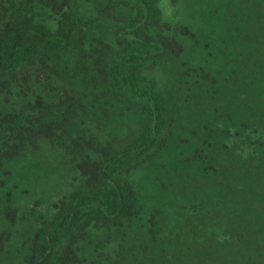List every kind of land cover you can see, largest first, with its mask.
Instances as JSON below:
<instances>
[{
  "label": "trees",
  "instance_id": "1",
  "mask_svg": "<svg viewBox=\"0 0 264 264\" xmlns=\"http://www.w3.org/2000/svg\"><path fill=\"white\" fill-rule=\"evenodd\" d=\"M162 3L0 0V264L264 263V46Z\"/></svg>",
  "mask_w": 264,
  "mask_h": 264
},
{
  "label": "rangeland",
  "instance_id": "2",
  "mask_svg": "<svg viewBox=\"0 0 264 264\" xmlns=\"http://www.w3.org/2000/svg\"><path fill=\"white\" fill-rule=\"evenodd\" d=\"M198 1L199 0H191L194 8H195V4L198 3ZM240 1H241L240 11L242 14L247 16L245 24H247V22H248L249 24H247L246 26H248L249 27L248 29H250L249 37L247 36V34H244L243 36L241 35L242 41L245 40V41H248L250 43L255 41L256 44H261L264 46V0H239V2ZM162 4H163V8H164L165 12L169 13L171 10V0H163ZM179 5H181L180 2H179ZM241 28H242V26H241ZM252 32H254L255 35L251 34ZM258 190L264 191L263 189H260V188ZM262 223L264 224L263 221H262ZM224 226H226L225 223L220 224V226H218L217 228H212V226L209 225L206 227V229H204L201 232V230L203 228L201 227L200 224L195 223V222L190 223L187 227V233H188L189 237L187 236L186 238L183 239L184 244L187 245L190 242L191 238L192 239L195 238V240H194V242L196 243V246L194 247L195 250H199V248L202 247L201 245L203 243L207 244V247L209 249H210L212 244H217L218 247H220V245H222V244L226 245L228 237L233 235L234 233H233V231H231L230 233H223ZM240 230H241V228H240ZM253 232H254V234L252 233V240H253L255 246H257V248H258L259 241L261 240L258 228H255L253 230ZM238 234L241 235L240 232H238ZM199 235H202L203 238H199ZM129 242L130 241H128V239H127V245L124 246V249L130 248ZM117 244H119V243H117ZM238 247L240 249L243 248L240 243L238 244ZM228 251H227V253H228ZM224 252L225 253H223V251H220L219 255L221 256V255L226 254V251H224ZM256 253H257V251H256ZM261 255H262V257H264V247L262 248V254Z\"/></svg>",
  "mask_w": 264,
  "mask_h": 264
}]
</instances>
